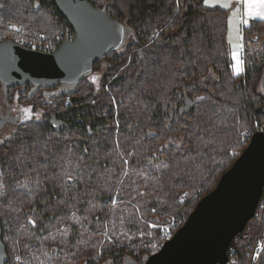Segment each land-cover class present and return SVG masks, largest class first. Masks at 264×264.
<instances>
[{
	"label": "trees",
	"instance_id": "obj_1",
	"mask_svg": "<svg viewBox=\"0 0 264 264\" xmlns=\"http://www.w3.org/2000/svg\"><path fill=\"white\" fill-rule=\"evenodd\" d=\"M90 1L125 29L124 43L91 74L49 86L0 79L8 101L43 110L0 144L7 264H144L167 240L163 228L174 235L264 128V21L243 27L245 71L236 76L227 8ZM73 35L53 0H0V41L51 52ZM185 97L195 106L180 115ZM259 239L261 205L230 244L228 264H264V245L253 259Z\"/></svg>",
	"mask_w": 264,
	"mask_h": 264
},
{
	"label": "water",
	"instance_id": "obj_2",
	"mask_svg": "<svg viewBox=\"0 0 264 264\" xmlns=\"http://www.w3.org/2000/svg\"><path fill=\"white\" fill-rule=\"evenodd\" d=\"M53 1L73 28V37L51 52L13 39L0 41V79L4 84L78 83L93 72L97 61L124 43V27L107 10L90 0ZM194 106L185 97L176 110L183 115ZM167 111L165 105L163 114ZM263 190L264 129H260L252 134L218 185L197 203L183 226L144 264H228L229 246L255 216ZM0 264H6L1 230Z\"/></svg>",
	"mask_w": 264,
	"mask_h": 264
},
{
	"label": "rangeland",
	"instance_id": "obj_3",
	"mask_svg": "<svg viewBox=\"0 0 264 264\" xmlns=\"http://www.w3.org/2000/svg\"><path fill=\"white\" fill-rule=\"evenodd\" d=\"M224 4L229 5L227 7L228 27H229V17L232 18L231 32L229 31L228 28V40L231 39L230 47L232 48L234 44L239 43V36L242 34V29L245 26L242 23V19H249V22L253 19L242 15L244 13V8L241 6L240 3H238V0H210V3L208 5L223 7ZM242 52L243 49L241 50V55ZM106 67H107V62L103 61L101 67L92 75L93 77L96 78L95 81L97 87H99L98 81L99 79H101ZM213 79H214L213 74H210L209 77L207 78V80H209L210 82L213 81ZM24 108L31 109L32 112L31 118H40L43 114V110L41 109L33 110L32 107L21 104L17 99H15L14 101L11 100L8 101L4 90L0 87V140H3L6 136H8V134H10L15 129L16 124L18 122L27 119L26 114L22 111V109ZM12 119H16V120L12 121ZM0 185H2L1 178H0ZM2 189H3L2 186H0V192H3Z\"/></svg>",
	"mask_w": 264,
	"mask_h": 264
},
{
	"label": "snow or ice",
	"instance_id": "obj_4",
	"mask_svg": "<svg viewBox=\"0 0 264 264\" xmlns=\"http://www.w3.org/2000/svg\"><path fill=\"white\" fill-rule=\"evenodd\" d=\"M179 2L180 0H176L177 6H179ZM205 4H209L210 0H204ZM238 3L241 4V6L244 8V13L242 14L243 16H246L248 18L251 19H256L259 18L260 20L264 21V0H238ZM37 7H39V3H37L36 5ZM229 5L228 4H224L223 7L227 8ZM242 23L244 25H248L249 23V19H242ZM231 25H232V18L229 17V31L231 32ZM158 34V33H157ZM243 35L241 34L239 36V43L234 44L232 46L233 50L231 52V57H232V71H233V75L239 76L241 74L244 73L245 71V61L242 58L241 55V50L244 48V44H243ZM229 43H231V39L229 40ZM95 77L93 78V81L95 82ZM260 91L264 92V88H261ZM197 99L199 100H203V97H198ZM22 111L26 114V118H31L32 112L30 108H24L22 109ZM205 132H208V129H204ZM197 132H199V129L197 130ZM196 133H194L195 135ZM148 135L154 136L155 133L149 132ZM4 141L0 140V144H3ZM168 143H176L175 141L169 140ZM211 143V141L209 142V144ZM209 144H205V147H209ZM167 145H165L166 147ZM125 163H127V161H125ZM0 175H2V173H0ZM67 179L68 180H72L73 177L70 173L66 174ZM2 186V185H0ZM4 193L0 192V196H3ZM153 212L155 211V208L151 209ZM74 215V214H73ZM29 223H31L33 226H35L36 221L35 220H30ZM154 226V225H152ZM87 264V262H86Z\"/></svg>",
	"mask_w": 264,
	"mask_h": 264
},
{
	"label": "built area",
	"instance_id": "obj_5",
	"mask_svg": "<svg viewBox=\"0 0 264 264\" xmlns=\"http://www.w3.org/2000/svg\"><path fill=\"white\" fill-rule=\"evenodd\" d=\"M19 43L23 44V45H25L27 47H30V48H33V49H37L36 45L33 44L32 42H26L25 43V42L21 41ZM181 200L184 201V197H182ZM260 200H264V196H262ZM163 230L165 232L166 239H170L173 236L172 231H171L170 228L166 227V228H163ZM263 245H264V242H263L262 239L257 240V244L255 245V248H254L255 249V256L253 257L254 260L257 259V256L260 254ZM233 252H234L233 249H231V250L228 251V254H232Z\"/></svg>",
	"mask_w": 264,
	"mask_h": 264
},
{
	"label": "bare ground",
	"instance_id": "obj_6",
	"mask_svg": "<svg viewBox=\"0 0 264 264\" xmlns=\"http://www.w3.org/2000/svg\"><path fill=\"white\" fill-rule=\"evenodd\" d=\"M260 203V204H259ZM259 203H258V205H261V207L263 208L264 207V200H260L259 201ZM258 205H257V208H258ZM257 214V209H256V213H255V215ZM259 214V213H258ZM262 249H263V247H262ZM261 252H262V250H261ZM261 252H260V254H261ZM259 254V255H260ZM259 255L257 256V258L259 257ZM255 256V249H254V251H253V257Z\"/></svg>",
	"mask_w": 264,
	"mask_h": 264
},
{
	"label": "flooded vegetation",
	"instance_id": "obj_7",
	"mask_svg": "<svg viewBox=\"0 0 264 264\" xmlns=\"http://www.w3.org/2000/svg\"><path fill=\"white\" fill-rule=\"evenodd\" d=\"M14 120H16V119H12V121H14ZM7 264V263H6Z\"/></svg>",
	"mask_w": 264,
	"mask_h": 264
}]
</instances>
